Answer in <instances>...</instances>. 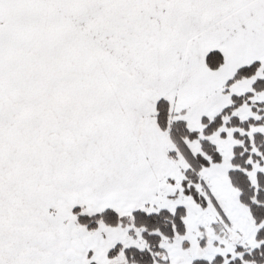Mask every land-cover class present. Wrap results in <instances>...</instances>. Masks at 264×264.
Segmentation results:
<instances>
[{
	"label": "snow or ice",
	"instance_id": "obj_1",
	"mask_svg": "<svg viewBox=\"0 0 264 264\" xmlns=\"http://www.w3.org/2000/svg\"><path fill=\"white\" fill-rule=\"evenodd\" d=\"M0 264H264V0H0Z\"/></svg>",
	"mask_w": 264,
	"mask_h": 264
}]
</instances>
